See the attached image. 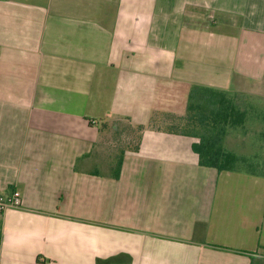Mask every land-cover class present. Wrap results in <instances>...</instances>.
<instances>
[{
  "label": "crops",
  "instance_id": "0c3cea01",
  "mask_svg": "<svg viewBox=\"0 0 264 264\" xmlns=\"http://www.w3.org/2000/svg\"><path fill=\"white\" fill-rule=\"evenodd\" d=\"M194 87L264 106V0H0V264H264V176L150 128L101 168L103 122Z\"/></svg>",
  "mask_w": 264,
  "mask_h": 264
},
{
  "label": "trees",
  "instance_id": "16d2710c",
  "mask_svg": "<svg viewBox=\"0 0 264 264\" xmlns=\"http://www.w3.org/2000/svg\"><path fill=\"white\" fill-rule=\"evenodd\" d=\"M248 111L239 105V99L229 93L206 87H194L189 92L188 106L183 115L166 111H154L148 125L134 126L130 120L122 122L108 120L99 127L101 135L112 132L115 136L128 134L117 164L112 170L114 179L120 178L121 164L126 153H137L142 144L143 133L147 128L172 135L196 138L192 151L198 155L201 166L221 171L244 170L250 175L264 176V159L238 155L225 146L229 130L244 128ZM127 135V136H128ZM264 139V131L262 132ZM241 165L243 169L239 168ZM247 166V167H246ZM262 171H256V168Z\"/></svg>",
  "mask_w": 264,
  "mask_h": 264
},
{
  "label": "rangeland",
  "instance_id": "374dc122",
  "mask_svg": "<svg viewBox=\"0 0 264 264\" xmlns=\"http://www.w3.org/2000/svg\"><path fill=\"white\" fill-rule=\"evenodd\" d=\"M242 109L248 111V116L244 128L229 130L225 137V146L229 151L238 155L248 156V158H258L260 162L264 159V139L262 132L264 131V106L254 109L250 104L240 102ZM122 122L124 119H116L114 122ZM115 136L109 132L103 136L97 153L99 160L102 162L101 168L105 171L114 170L117 164L120 151L124 141L132 136ZM247 167V166H246ZM243 169L241 165L239 167ZM263 167L256 168V171H262Z\"/></svg>",
  "mask_w": 264,
  "mask_h": 264
},
{
  "label": "built area",
  "instance_id": "2783aa9c",
  "mask_svg": "<svg viewBox=\"0 0 264 264\" xmlns=\"http://www.w3.org/2000/svg\"><path fill=\"white\" fill-rule=\"evenodd\" d=\"M94 124L97 125L98 123L94 122ZM22 201V196L19 192L13 191L10 195L0 193V215H2L8 208H20Z\"/></svg>",
  "mask_w": 264,
  "mask_h": 264
}]
</instances>
